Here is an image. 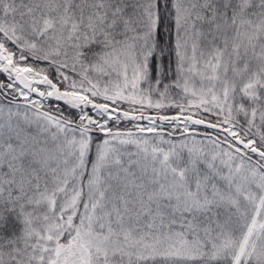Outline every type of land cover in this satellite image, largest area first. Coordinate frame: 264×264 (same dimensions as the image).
<instances>
[{"label":"snow or ice","instance_id":"6c2138e0","mask_svg":"<svg viewBox=\"0 0 264 264\" xmlns=\"http://www.w3.org/2000/svg\"><path fill=\"white\" fill-rule=\"evenodd\" d=\"M0 264H264V0H0Z\"/></svg>","mask_w":264,"mask_h":264},{"label":"rangeland","instance_id":"374dc122","mask_svg":"<svg viewBox=\"0 0 264 264\" xmlns=\"http://www.w3.org/2000/svg\"><path fill=\"white\" fill-rule=\"evenodd\" d=\"M144 123H146V122H144ZM123 127V126H122Z\"/></svg>","mask_w":264,"mask_h":264}]
</instances>
